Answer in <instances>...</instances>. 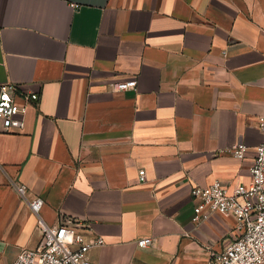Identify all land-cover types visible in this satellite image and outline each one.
Listing matches in <instances>:
<instances>
[{
    "label": "crops",
    "instance_id": "0c3cea01",
    "mask_svg": "<svg viewBox=\"0 0 264 264\" xmlns=\"http://www.w3.org/2000/svg\"><path fill=\"white\" fill-rule=\"evenodd\" d=\"M0 83L38 95L20 128L0 121V264L37 244L35 196L48 225L102 238V264H199L236 237L230 214L191 221V188L248 180L264 0H0Z\"/></svg>",
    "mask_w": 264,
    "mask_h": 264
},
{
    "label": "built area",
    "instance_id": "2783aa9c",
    "mask_svg": "<svg viewBox=\"0 0 264 264\" xmlns=\"http://www.w3.org/2000/svg\"><path fill=\"white\" fill-rule=\"evenodd\" d=\"M136 79L111 81L112 91L136 88ZM38 100L36 93L19 91L15 84L0 83V121L4 131L20 128L28 105ZM262 132L256 145L252 163L248 168L246 182L228 186L218 179L206 185L195 184L191 188L194 202L191 221L199 225L211 214H230L236 221V237L222 250L211 251L208 259L199 264H264V117L258 122ZM247 147L235 143L228 151L236 158H243ZM140 180H145V171H138ZM25 194V187H16ZM44 201L35 196L28 200L30 211L36 216V230L40 237L34 247L21 248L11 264H102L91 260L88 252L100 246L102 238L89 240L86 227L77 218L58 221L48 225L40 217ZM143 237L137 240L140 248L151 244Z\"/></svg>",
    "mask_w": 264,
    "mask_h": 264
}]
</instances>
